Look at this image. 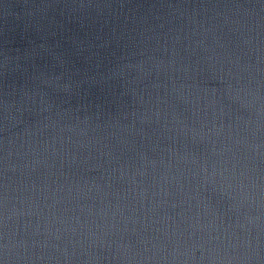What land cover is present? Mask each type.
Listing matches in <instances>:
<instances>
[{
  "label": "water",
  "instance_id": "95a60500",
  "mask_svg": "<svg viewBox=\"0 0 264 264\" xmlns=\"http://www.w3.org/2000/svg\"><path fill=\"white\" fill-rule=\"evenodd\" d=\"M0 264H264V0H0Z\"/></svg>",
  "mask_w": 264,
  "mask_h": 264
}]
</instances>
